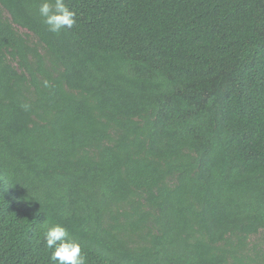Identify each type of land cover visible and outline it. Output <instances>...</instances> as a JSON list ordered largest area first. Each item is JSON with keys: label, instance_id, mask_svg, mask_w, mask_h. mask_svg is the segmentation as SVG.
I'll use <instances>...</instances> for the list:
<instances>
[{"label": "trees", "instance_id": "16d2710c", "mask_svg": "<svg viewBox=\"0 0 264 264\" xmlns=\"http://www.w3.org/2000/svg\"><path fill=\"white\" fill-rule=\"evenodd\" d=\"M39 3L0 0V264L55 224L87 264H264V0Z\"/></svg>", "mask_w": 264, "mask_h": 264}, {"label": "clouds", "instance_id": "9594fccd", "mask_svg": "<svg viewBox=\"0 0 264 264\" xmlns=\"http://www.w3.org/2000/svg\"><path fill=\"white\" fill-rule=\"evenodd\" d=\"M37 14L52 34L71 30L76 25V13L70 10L65 0H40ZM43 87H50L49 81ZM27 109L28 105L23 106ZM46 249L51 250L50 264H87V257L82 253L81 243L61 224L48 228L43 237Z\"/></svg>", "mask_w": 264, "mask_h": 264}, {"label": "rangeland", "instance_id": "374dc122", "mask_svg": "<svg viewBox=\"0 0 264 264\" xmlns=\"http://www.w3.org/2000/svg\"><path fill=\"white\" fill-rule=\"evenodd\" d=\"M252 241L257 242L258 241L257 237L253 238Z\"/></svg>", "mask_w": 264, "mask_h": 264}]
</instances>
